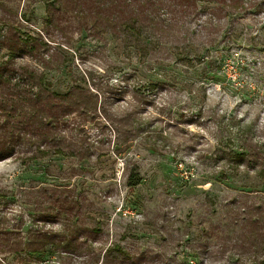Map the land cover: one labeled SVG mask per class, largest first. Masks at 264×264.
I'll use <instances>...</instances> for the list:
<instances>
[{
  "label": "rangeland",
  "instance_id": "1",
  "mask_svg": "<svg viewBox=\"0 0 264 264\" xmlns=\"http://www.w3.org/2000/svg\"><path fill=\"white\" fill-rule=\"evenodd\" d=\"M230 1L0 0V71H35L53 121L0 85L23 112L0 111V264H264V177L238 158L264 161V8Z\"/></svg>",
  "mask_w": 264,
  "mask_h": 264
},
{
  "label": "trees",
  "instance_id": "2",
  "mask_svg": "<svg viewBox=\"0 0 264 264\" xmlns=\"http://www.w3.org/2000/svg\"><path fill=\"white\" fill-rule=\"evenodd\" d=\"M230 2L231 3L234 2L232 5H231V3L229 4V6H230L229 12H231V15H235L241 11L246 12L245 11L246 10L245 9L246 4L248 5V4L255 3V4L260 6L261 10L264 8V0H261L259 3H256L255 0H231ZM226 6H227V4L224 5V7L222 6L221 8H217V9H219V10L224 9ZM216 12H217V10H216ZM230 18H233V21L235 20L234 19L235 16H230ZM233 21H231V26L229 28V31L225 32V34L228 33L227 39H230V37H235V35H233V34H235L237 28L234 26ZM262 28L264 29V22H263ZM238 31H240V30H238ZM241 34L242 33L238 34V36H240ZM251 34L252 35H251L250 39L252 41H255V43H256V41L257 42L262 41L264 43V38L261 37V35L259 34V32L257 30L255 31L254 34L253 33H251ZM234 39H237V38H234ZM231 42L233 43L234 40L232 39ZM231 42L229 43L228 47H226V49H223L226 52H228V54L220 55V56H218V58L215 57L210 62H206V65L208 67L210 65L211 69H214L217 66H219V63L221 61L224 62L225 57L227 58L228 56H230L231 60L234 59L235 56H233L231 51L235 48L233 45H231L232 44ZM17 43H19L17 48H10V52L12 53L9 56L10 60L14 59L16 54H18V52L26 53V52H28L27 50H32V46H29L27 44V42H25L23 40L18 41ZM262 46H264V45H262ZM223 50H222V52H223ZM236 50H239V49L236 48ZM243 58H244V55H241V57L237 60L238 67L241 66L240 65L241 63H242V67H244ZM235 80L236 81H234V85H236V84L238 85L240 83V81H242L239 79H235ZM8 84H11L10 86H13L12 88H15L17 90H18V88H22V89H25L26 91L30 92V95H28L30 97L27 98V100H26L27 106L30 108V110H28V113L32 114L33 112L31 111V107L33 108V105H36L38 108V111L35 112L34 108H33V111L36 113V116H38V119H39L37 121L38 126L42 125L43 129H46L47 127H49L50 122H53V121L48 116L43 115L44 114V109H43L44 105H42L41 103L44 101L45 97H47V94H46L47 91L43 87L41 77L35 71H33L32 69H29L27 67H24L20 71H15L14 69H11V71H7L6 73H3L0 71V85H8ZM47 93L49 94V92H47ZM48 99H49V97H48ZM4 104L5 103L0 102V111L3 112L4 117L7 120L12 118V116H16V114H17V116H19L23 113L20 109L13 110L11 108V106H9V108H8V106L6 107L5 106L6 104L5 105ZM73 105H75V103H73L71 105L68 104V106H73ZM10 108H11V110H10ZM11 111L14 113V115H11ZM46 117H48V119ZM41 118H44L43 121L41 120ZM7 138L9 141H11L14 138V135L9 134V135H7ZM46 140H48V142H49L50 139L46 137L44 144H46ZM41 155H46V153L42 152ZM238 158L240 160V163L245 164V165L250 166V167L258 168V174L261 177H264V161L263 160H260V162H259L258 158L253 157L251 155V153L250 154L249 153H241L238 156ZM56 235H57V233L53 232L49 236L53 239V238H55ZM31 244L33 245L34 243L31 242ZM65 246H69V243H66ZM29 251H31V253H36L38 255L49 253L46 251H35L34 249H30Z\"/></svg>",
  "mask_w": 264,
  "mask_h": 264
}]
</instances>
